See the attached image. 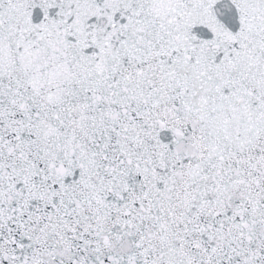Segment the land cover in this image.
Returning a JSON list of instances; mask_svg holds the SVG:
<instances>
[{
    "label": "snow or ice",
    "instance_id": "snow-or-ice-1",
    "mask_svg": "<svg viewBox=\"0 0 264 264\" xmlns=\"http://www.w3.org/2000/svg\"><path fill=\"white\" fill-rule=\"evenodd\" d=\"M0 264H264V0H0Z\"/></svg>",
    "mask_w": 264,
    "mask_h": 264
}]
</instances>
